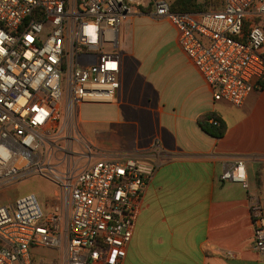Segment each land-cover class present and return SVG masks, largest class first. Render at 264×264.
<instances>
[{"label":"built area","instance_id":"1","mask_svg":"<svg viewBox=\"0 0 264 264\" xmlns=\"http://www.w3.org/2000/svg\"><path fill=\"white\" fill-rule=\"evenodd\" d=\"M148 6L175 28L214 100L240 106L264 86V0H222L200 12H173L168 0H0V190L28 176L57 186L46 209L33 193L0 205V264H34L39 248L61 252L59 264H123L158 162H91L97 148L79 113L85 103L115 101L119 29ZM220 180L248 189L245 160L227 164ZM249 213L264 255V206L251 194Z\"/></svg>","mask_w":264,"mask_h":264},{"label":"crops","instance_id":"2","mask_svg":"<svg viewBox=\"0 0 264 264\" xmlns=\"http://www.w3.org/2000/svg\"><path fill=\"white\" fill-rule=\"evenodd\" d=\"M172 44L162 56H135L118 43L115 101L99 114L79 113L83 136L97 148L91 162L115 156L158 162L145 182L123 264H264L249 213L250 194L264 206V86L240 106L214 100L185 54L171 56L182 51L176 30ZM209 112L225 123L221 137L199 125ZM155 141L160 150L152 151ZM236 159L246 162L248 189L220 180Z\"/></svg>","mask_w":264,"mask_h":264},{"label":"rangeland","instance_id":"3","mask_svg":"<svg viewBox=\"0 0 264 264\" xmlns=\"http://www.w3.org/2000/svg\"><path fill=\"white\" fill-rule=\"evenodd\" d=\"M168 1L171 3L174 0ZM204 1L198 0L201 3ZM137 11L138 13L134 14L137 16L128 19L119 29V50L122 49L124 51L125 48L129 47L127 49L130 50L131 48L135 56H154L156 53L158 56H162L169 50L173 51L174 45L172 42L175 37V30L170 23L164 19L152 18V8L150 6L139 7ZM257 21L264 24V16L257 18ZM117 52L119 54V51ZM171 56H184V53L181 51V53ZM104 105L106 104H86L82 105L80 110L83 116L99 114L105 108ZM56 189L57 186L44 177L28 176L12 186L0 190V205L13 201L25 194L33 193L42 208L46 209L52 204L53 194ZM60 256L61 252L39 248L34 264H37L40 259H49L48 262H51L53 257H57L54 263L59 264Z\"/></svg>","mask_w":264,"mask_h":264},{"label":"trees","instance_id":"4","mask_svg":"<svg viewBox=\"0 0 264 264\" xmlns=\"http://www.w3.org/2000/svg\"><path fill=\"white\" fill-rule=\"evenodd\" d=\"M221 4L222 0H205L203 3L198 2V0H174L170 3V9L173 12H200L217 9ZM199 125L205 132L214 137H221L226 130L224 121L214 112L200 116Z\"/></svg>","mask_w":264,"mask_h":264}]
</instances>
